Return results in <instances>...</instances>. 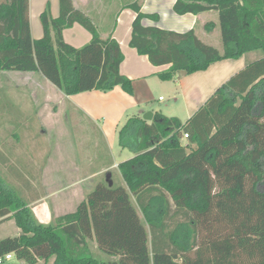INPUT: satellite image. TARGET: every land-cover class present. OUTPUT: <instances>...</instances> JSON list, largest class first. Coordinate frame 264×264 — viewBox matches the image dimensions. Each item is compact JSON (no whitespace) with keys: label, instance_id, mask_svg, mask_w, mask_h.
I'll use <instances>...</instances> for the list:
<instances>
[{"label":"trees","instance_id":"16d2710c","mask_svg":"<svg viewBox=\"0 0 264 264\" xmlns=\"http://www.w3.org/2000/svg\"><path fill=\"white\" fill-rule=\"evenodd\" d=\"M126 7L135 12L129 45L153 65L169 64L158 73L161 80L251 51L264 54V0H175L177 14L217 11L223 52L192 29L143 25L144 18L159 17L142 12L137 1ZM40 19L44 34L33 39L29 1L0 3V70L39 72L67 95L116 85L132 93L131 79L119 71L118 42L102 39L72 0H59L57 17L46 9ZM74 23L91 34L81 47L62 37ZM118 135L120 146L134 153L118 164L126 187L98 182L75 211L53 223H41L24 198L26 175L9 166L25 188L19 192L0 170V223L13 219L20 229L0 239V256L10 253L25 264L50 256L54 264H98L89 248L95 239L101 253L115 257L102 264H264V56L220 84L184 122L133 115ZM26 172L34 175L30 168ZM157 199L163 213L146 226L137 208L146 212ZM218 225L224 231L213 229ZM200 228L206 232L201 241ZM191 235L192 243L186 242Z\"/></svg>","mask_w":264,"mask_h":264},{"label":"crops","instance_id":"0c3cea01","mask_svg":"<svg viewBox=\"0 0 264 264\" xmlns=\"http://www.w3.org/2000/svg\"><path fill=\"white\" fill-rule=\"evenodd\" d=\"M6 1L7 0H0V3H6ZM28 1L31 36L33 39H39L44 34L40 19L41 13L47 9L50 17H57L59 15V0ZM134 1L139 3L142 12L157 14L159 17L157 21L144 18L142 20L143 25H154L175 32H186L192 29L201 41L214 46L219 52H223V43L221 41L219 19L216 10H207L197 14H177L173 9L175 0H72L73 6L76 9L83 11L90 17L102 39L111 36L118 42L123 53V60L119 65V71L121 74L131 79L133 87L132 93L129 94L119 85H116L112 89L107 90L110 91L108 93H112L110 96H98V94L90 95L86 94L87 91L67 95L62 89H54L61 94L62 100L65 101V99H67L66 102H70L76 111L79 108L81 112L83 111L87 116L90 115V117L95 116L98 111L110 112L112 114H117L120 118L126 117V120L133 115L140 116L138 113L144 112L143 109H141V105L147 103L152 98L155 99L156 90L162 88L165 83H170V81H172L161 80L158 76V73L166 70L169 64L153 65L149 62L146 55L139 54L135 48L129 45L131 23L135 17V12L126 6ZM208 23L212 24L211 30H206L205 28ZM51 36L54 40L53 31H51ZM62 37L64 41L70 45L79 47L90 41L91 34L81 24L74 23L71 27L63 29ZM219 38L221 42L218 40ZM211 41L216 43L211 44ZM263 56L264 54L262 51L257 52L256 50L237 58L215 61L205 70L185 75L177 72L175 75L178 78L174 81V87H178L179 93H182L185 100L184 103L186 104L187 116L190 117L215 89L230 76L242 69L248 62L257 60ZM10 71L15 72V70ZM27 72L32 73L34 71ZM27 77L30 76L27 75ZM90 91V93H95V90ZM49 95L50 94H48V96ZM133 110L135 113L128 116V112ZM156 114L177 117L175 115H167L160 112L153 113V116ZM105 126V128L108 127L106 124ZM183 144H185V142ZM96 151L98 155L103 154L102 152H98V149H96ZM111 155L109 151L110 157H106L101 168L92 173L91 176L94 177L105 169H117L121 180L118 185L126 187L118 169V164L121 161H114ZM46 158L44 165L39 166L41 174L34 173V175L27 178L29 186L24 195L22 194L28 201V205L36 218L44 224L53 223L56 218L75 211L77 205L83 200H86L88 193L92 190V188L88 190L85 197L82 198L79 188L76 187V183L72 184L71 182L67 184L61 176H57L56 179H48L45 173L49 157L47 156ZM30 169L32 170L33 168L31 167ZM98 182H93V185H96ZM131 201L134 205H137L134 196H132ZM139 210L140 209L137 208V212ZM19 233L20 229L13 219H7L0 223V239L7 236H16L19 235ZM92 241H94L93 246L98 249L95 239H92L90 242ZM98 251L100 252L99 249ZM40 260H44L45 264H54L55 256H50L47 259H39L38 262Z\"/></svg>","mask_w":264,"mask_h":264},{"label":"rangeland","instance_id":"374dc122","mask_svg":"<svg viewBox=\"0 0 264 264\" xmlns=\"http://www.w3.org/2000/svg\"><path fill=\"white\" fill-rule=\"evenodd\" d=\"M218 40L220 41V38ZM215 43L211 41V44ZM180 74L186 73L180 71ZM177 78L174 75L170 83L158 88L155 99L152 98L141 105L144 112L138 114L143 117L146 112H160L175 115L183 121L189 118L182 93H179L178 87H174ZM54 89L59 88L39 72L0 70V152L4 154V156L0 154L2 156H0V170L4 177L17 188V191L22 192L25 188L17 182L9 166L20 170L28 178L26 170L31 167L35 174H41L39 166L44 165L48 156L45 173L48 179L61 176L67 184L76 183L82 198L88 190L94 189L93 182L101 181L109 186L118 185L121 180L117 169L102 170L94 177L91 174L101 168L106 157H110L109 151L116 162L133 156L130 148L119 144V129L126 117L120 118L117 114L102 111H98L95 116H87L78 107L76 111L70 102H66L67 99L63 101L61 94ZM90 92L89 90L86 94H98V96L112 94L108 93L110 91L101 90ZM128 113L130 116L135 112L133 110ZM105 124L108 125L107 128ZM180 141L184 143L186 138L182 137ZM96 149L103 154L99 156ZM138 212L147 226L149 219L157 220L161 217L163 203L160 199L154 200L146 212L142 210ZM224 228L225 226L218 225L213 229L224 231ZM200 229L199 241L206 233L202 228ZM90 241L91 254L98 264L115 259L99 252L93 246L94 241ZM191 241L192 235L186 242ZM194 252L195 249L188 254L193 256ZM3 264H25V262L13 255ZM37 264H45V262L40 260Z\"/></svg>","mask_w":264,"mask_h":264},{"label":"built area","instance_id":"2783aa9c","mask_svg":"<svg viewBox=\"0 0 264 264\" xmlns=\"http://www.w3.org/2000/svg\"><path fill=\"white\" fill-rule=\"evenodd\" d=\"M183 137H187V134H184ZM12 254H6L4 256H0V264H3L5 260L11 259L12 258Z\"/></svg>","mask_w":264,"mask_h":264},{"label":"water","instance_id":"95a60500","mask_svg":"<svg viewBox=\"0 0 264 264\" xmlns=\"http://www.w3.org/2000/svg\"><path fill=\"white\" fill-rule=\"evenodd\" d=\"M142 118L146 121H151L154 119V116L152 112H146Z\"/></svg>","mask_w":264,"mask_h":264}]
</instances>
